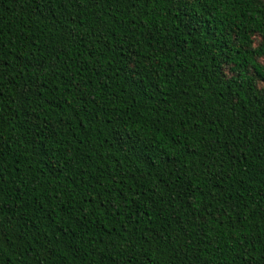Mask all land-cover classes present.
<instances>
[{"label": "trees", "instance_id": "1", "mask_svg": "<svg viewBox=\"0 0 264 264\" xmlns=\"http://www.w3.org/2000/svg\"><path fill=\"white\" fill-rule=\"evenodd\" d=\"M0 264H264V0H0Z\"/></svg>", "mask_w": 264, "mask_h": 264}]
</instances>
